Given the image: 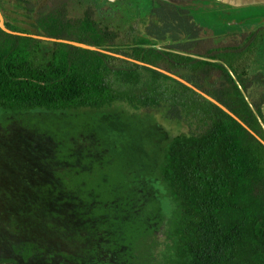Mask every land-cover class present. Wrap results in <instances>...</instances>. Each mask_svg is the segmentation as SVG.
I'll return each mask as SVG.
<instances>
[{"label":"trees","instance_id":"1","mask_svg":"<svg viewBox=\"0 0 264 264\" xmlns=\"http://www.w3.org/2000/svg\"><path fill=\"white\" fill-rule=\"evenodd\" d=\"M17 1L32 11L28 0ZM71 1L43 7L36 36L0 28V112L125 109L177 124L183 131L159 165L173 210L163 232L154 234L125 183L103 179L114 176L115 166L54 170L56 183L40 184L32 197L26 185L7 195L16 219L0 224V232L10 228L13 236L26 227L30 236L14 243L7 234L0 264H99L101 251L102 264H264V25L216 44L188 9L153 0L132 19L121 45L120 34L103 27L92 8L71 16ZM170 58L181 61L189 70L181 78L199 90L218 72L223 87L205 93L240 121L176 79L130 60L154 66ZM34 215L43 237L36 225L27 227L25 218Z\"/></svg>","mask_w":264,"mask_h":264},{"label":"rangeland","instance_id":"2","mask_svg":"<svg viewBox=\"0 0 264 264\" xmlns=\"http://www.w3.org/2000/svg\"><path fill=\"white\" fill-rule=\"evenodd\" d=\"M28 1L32 3V11L17 0H2V23L5 27L8 24L15 30L36 36L39 11L51 0ZM190 1L191 8L195 10L197 5L194 0ZM97 3L96 0H72L67 6L68 13L73 17H82L86 10L92 8L96 20L103 27L118 32L121 36L119 44H126L129 26L141 8L135 7L136 4L129 3V0H115L110 2L111 5L106 0L99 6ZM129 8H134L135 13H130ZM194 17L203 27L206 24L227 25L217 22L213 15L197 13ZM154 66L178 77L189 71L176 58L157 62ZM223 81L216 73L210 74L203 80L204 92L221 89ZM181 131L182 127L165 121L161 116L125 109L103 113L36 112L15 115L0 112V224H8V220L15 218L9 209L10 196L7 195L22 189L20 186L26 185L27 194L32 197L37 186L56 183L52 174L54 170L61 172L64 167L86 169L101 162L102 165L115 166L116 170L112 172L115 173L113 177L105 175L103 179L124 182L127 187L124 189L135 197V207L141 218L151 232L160 235L171 215L173 204L161 180L159 165L168 143ZM25 219L27 227H34L37 223L36 215ZM22 223L25 225L24 219ZM36 227L39 237H43L44 228L40 223ZM9 229L1 230L0 247L6 246L8 236L14 243L25 241L30 236L26 227L24 230L16 228L13 236L8 234L11 232ZM101 252L98 254L101 258L99 264L105 261ZM33 264H37V261Z\"/></svg>","mask_w":264,"mask_h":264},{"label":"crops","instance_id":"3","mask_svg":"<svg viewBox=\"0 0 264 264\" xmlns=\"http://www.w3.org/2000/svg\"><path fill=\"white\" fill-rule=\"evenodd\" d=\"M107 1L111 5L110 2L112 1ZM152 1L140 0L138 2V0H129V3L136 4L135 7L141 8L140 11L145 12V9H149ZM162 1H171L172 3H169L175 6L186 8L192 16L194 14L197 15V13L199 15H213L217 22H222L224 26L227 24L226 27H219L218 24L213 26L205 25L206 34L218 38L216 44L222 43L226 34H238L264 25V0H194L197 5L195 10L191 8L190 0ZM128 10L130 13H135L134 8H129ZM213 73L221 76L218 72Z\"/></svg>","mask_w":264,"mask_h":264},{"label":"water","instance_id":"4","mask_svg":"<svg viewBox=\"0 0 264 264\" xmlns=\"http://www.w3.org/2000/svg\"><path fill=\"white\" fill-rule=\"evenodd\" d=\"M112 2H114L115 0H111ZM171 2V1H169ZM172 3V2H171ZM3 17H2V13H1V9H0V28L7 32V33H10V34H16L14 32H12L11 30L7 29L4 25H3ZM39 39L41 40H44V41H50V42H60V43H67V44H71L73 46H76V47H79V48H83V49H87V50H92V51H97L96 48L94 47H91V46H88V45H84V44H80V43H77V42H69V41H58V40H55V39H50V38H46V37H38ZM131 61L141 65V66H146V67H149V68H152V69H156V70H159L161 71L162 73L176 79L177 81L181 82L182 84L186 85L187 87L193 89L194 91L198 92L199 94L203 95L205 98H207L209 101H211L212 103L216 104L217 106H219L220 108H222L225 112H227L228 114H230L233 118L239 120L231 111H229L225 106H223L222 104H220L217 100H215L213 97L207 95L203 90H199L198 88H196L195 86H193L192 84H190L189 82H187L186 80L182 79L181 77H178V76H175V75H172L166 71H163L162 69L156 67V66H152V65H148L146 63H143V62H139V61H136V60H133V59H130ZM240 121V120H239ZM246 127V125H244ZM264 143V142H263Z\"/></svg>","mask_w":264,"mask_h":264},{"label":"flooded vegetation","instance_id":"5","mask_svg":"<svg viewBox=\"0 0 264 264\" xmlns=\"http://www.w3.org/2000/svg\"><path fill=\"white\" fill-rule=\"evenodd\" d=\"M102 1H104V0H96V2H98L97 5L101 4ZM106 1H107V0H106Z\"/></svg>","mask_w":264,"mask_h":264},{"label":"bare ground","instance_id":"6","mask_svg":"<svg viewBox=\"0 0 264 264\" xmlns=\"http://www.w3.org/2000/svg\"><path fill=\"white\" fill-rule=\"evenodd\" d=\"M162 8V7H161Z\"/></svg>","mask_w":264,"mask_h":264}]
</instances>
